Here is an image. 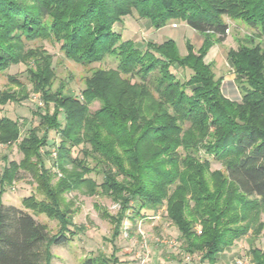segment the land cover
Instances as JSON below:
<instances>
[{
	"label": "trees",
	"instance_id": "16d2710c",
	"mask_svg": "<svg viewBox=\"0 0 264 264\" xmlns=\"http://www.w3.org/2000/svg\"><path fill=\"white\" fill-rule=\"evenodd\" d=\"M133 15L156 29L172 19L183 21L203 41L194 51L186 40L184 54L171 38L146 41L141 48L114 29ZM225 15L264 37V0H0V71L25 64L31 90L44 105L37 107L36 125L18 142L22 158L8 160L0 174V193L23 169L43 195L29 194L21 206L0 201V264H53L50 246L66 243L74 233L63 194L75 189L99 190L118 203L116 214L102 210L113 225L112 245L124 218L135 224L162 205L183 250L198 253L200 262L216 264L250 227L259 234L264 225V50L244 44L227 51L240 100L225 96L222 77L204 60L225 37ZM38 39L58 44L75 63L111 56L116 66L95 68L79 96L63 84L54 88L53 55L42 45H30ZM175 70L187 73L179 77ZM9 80L20 90H0V143L7 145L20 138L21 128L3 107L27 98L24 86L15 77ZM94 101L98 107L91 111ZM50 131L58 134L57 142L50 140ZM40 146L48 154L55 148L62 175L56 183L38 154ZM211 159L221 167L211 169ZM90 172L101 175L100 182ZM36 213L58 220L59 231L50 235ZM116 251L113 246L111 262L102 253L82 264H120ZM249 253L252 264H264L260 246L252 245Z\"/></svg>",
	"mask_w": 264,
	"mask_h": 264
},
{
	"label": "rangeland",
	"instance_id": "374dc122",
	"mask_svg": "<svg viewBox=\"0 0 264 264\" xmlns=\"http://www.w3.org/2000/svg\"><path fill=\"white\" fill-rule=\"evenodd\" d=\"M223 19L228 23L225 37L222 42L215 43L210 47L204 60L212 64L217 77H222L221 90L223 94L239 101L240 91L234 82V74L226 53L229 49H237L244 44H259L260 48L264 50V37L258 36L257 30L241 19H234L226 15L223 16ZM114 29L122 34V38L132 39L141 48H144L146 41L160 42L171 38L175 41L180 54L186 53V40L193 45L194 51L203 41L201 33L192 29L185 22L174 19L156 29L145 18H140L137 15L126 16L114 25ZM30 45H42L53 55L55 68L53 87L56 88L63 84L65 90H70L78 96L84 86L85 77L95 68L116 66V60L111 56L106 57L102 62L89 65L75 63L64 57L58 49V44L46 40H34L31 41ZM25 68V64L19 63L11 65L3 72L0 71V90H20L19 84L9 80V76H12L24 86L23 92L27 96L20 102L9 101L3 107L4 113L18 119L21 134L20 138L11 144L0 143V174L8 160L20 161L22 154L18 149V142L31 125H36L38 121L37 116H35L37 107L44 108L39 94L31 90ZM175 71L179 77H183L187 73L186 71ZM97 107L98 102L94 101L90 105V110L93 111ZM49 138L55 142L59 140L58 134L54 131H50ZM37 150L39 156L44 160V166L52 173V182L56 183L62 175L55 163V148H50V154L45 152L46 147L44 146L38 147ZM32 160H36V157L33 156ZM220 167L219 161L211 159V169ZM17 176L8 184L5 183V187L0 193L2 203L21 206V199L29 194H34L37 199L43 198V195L36 190V181L28 171L20 169ZM90 176L98 182L101 180V175L95 172H90ZM63 195L64 207H68L70 210L71 224L68 227L70 230H74V233L70 235V239L66 243L50 246V261L53 264H82L87 256H96L102 253L111 262L109 255L113 246L117 249L116 256L120 260V264H208L205 261H199L198 253L190 254L183 250L176 227L165 217L164 205L158 207L154 213L147 211V216L137 219L135 224L124 218L120 234L114 241L115 244L112 245L113 243L110 241L113 225L108 218L102 215V210L105 208L109 214H116L119 207L118 203L100 194L99 190L89 193L75 189ZM35 217L46 225L50 235L59 231L58 220L50 218L44 213H36ZM260 221H264L263 213H261ZM199 228L200 226L197 225L198 231ZM252 245L264 249V225L258 235H256L254 228L250 227L246 234L235 239L232 246L219 255L216 264H252L249 253V248Z\"/></svg>",
	"mask_w": 264,
	"mask_h": 264
}]
</instances>
